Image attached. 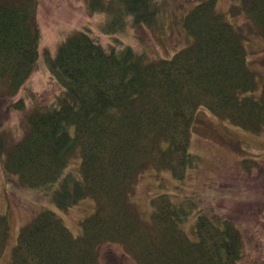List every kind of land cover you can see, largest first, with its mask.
<instances>
[{
    "label": "trees",
    "instance_id": "16d2710c",
    "mask_svg": "<svg viewBox=\"0 0 264 264\" xmlns=\"http://www.w3.org/2000/svg\"><path fill=\"white\" fill-rule=\"evenodd\" d=\"M87 4L90 13L108 14L101 23L106 33L124 28L128 15L134 25L152 24L156 13L152 0ZM37 6V0H0V80L11 96L37 68ZM229 12L247 14L264 38V0H242ZM184 26L193 41L171 57L147 60L131 46H105L83 29L45 52L63 91L51 106L26 113L27 128L18 140L0 141L3 166L23 187L59 180L53 198L60 208L85 196L95 199L96 208L81 220L77 235L54 210L39 211L20 229L13 264H103L100 247L110 242L121 244L136 264L241 263L245 241L233 220L200 214L192 238L181 227L188 211L167 192L151 198L149 221L130 199L146 168L169 169L182 178L194 165L191 130L200 105L264 134V78L249 63L243 29L217 9V0L199 1ZM12 106L25 108L23 99ZM76 157L79 167L70 168ZM252 161L243 158L242 165ZM260 211L264 215V206ZM9 232L0 213V257Z\"/></svg>",
    "mask_w": 264,
    "mask_h": 264
},
{
    "label": "rangeland",
    "instance_id": "374dc122",
    "mask_svg": "<svg viewBox=\"0 0 264 264\" xmlns=\"http://www.w3.org/2000/svg\"><path fill=\"white\" fill-rule=\"evenodd\" d=\"M199 1L152 0L156 10L152 24L134 25L128 15L124 28L106 33L101 23L109 18L108 14L90 13L87 0H37L41 31L37 68L14 96L8 94L5 81L0 80V141L10 145L18 140L27 128L26 113L56 103L63 87L50 73L44 54L54 52L69 34L87 30L105 46L114 44L119 49L131 46L147 60L171 57L193 41L185 29L184 17ZM241 3L242 0H217V9L243 29L249 63L263 79L264 38L257 34L247 14L229 12L231 6ZM19 99H23L24 109L12 106ZM190 150L196 155V161L182 178L174 176L169 169L148 167L142 171L130 195L138 214L149 221L151 198L167 192L188 211L181 227L192 238L197 237L194 228L200 214L226 216L237 224L244 236L245 250L240 264H263L264 215L260 210L264 206V134H256L200 105L192 124ZM243 158L256 159L251 163L257 167L252 170H249L252 166L244 167ZM70 165V168L79 167L80 157L73 159ZM12 175L20 178L17 173ZM9 176L0 154V213L6 215L10 223L9 239L0 264H13L12 250L20 229L39 211L54 210L77 235L81 232V220L96 208L92 196L81 198L67 209L58 207L53 195L59 180L23 187L16 178ZM100 261L103 264H136L135 258L121 244L111 242L101 245Z\"/></svg>",
    "mask_w": 264,
    "mask_h": 264
}]
</instances>
